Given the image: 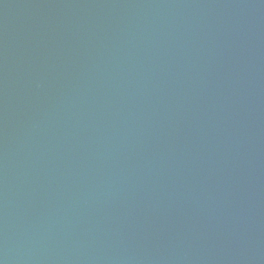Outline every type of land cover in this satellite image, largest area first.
<instances>
[{
    "label": "water",
    "instance_id": "95a60500",
    "mask_svg": "<svg viewBox=\"0 0 264 264\" xmlns=\"http://www.w3.org/2000/svg\"><path fill=\"white\" fill-rule=\"evenodd\" d=\"M0 264H264V0H0Z\"/></svg>",
    "mask_w": 264,
    "mask_h": 264
}]
</instances>
